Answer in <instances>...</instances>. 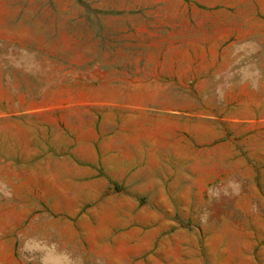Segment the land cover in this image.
<instances>
[{
	"label": "rangeland",
	"instance_id": "rangeland-1",
	"mask_svg": "<svg viewBox=\"0 0 264 264\" xmlns=\"http://www.w3.org/2000/svg\"><path fill=\"white\" fill-rule=\"evenodd\" d=\"M0 264H264V0H0Z\"/></svg>",
	"mask_w": 264,
	"mask_h": 264
},
{
	"label": "crops",
	"instance_id": "crops-1",
	"mask_svg": "<svg viewBox=\"0 0 264 264\" xmlns=\"http://www.w3.org/2000/svg\"><path fill=\"white\" fill-rule=\"evenodd\" d=\"M76 148L78 149V147H76ZM133 178H134L133 176H130V177H129V180L132 181V180H134ZM134 189H135L136 191H140V190L142 191V190H144V189H146V188H145V186H144V183H143V182H140L139 185H135V186H134Z\"/></svg>",
	"mask_w": 264,
	"mask_h": 264
}]
</instances>
